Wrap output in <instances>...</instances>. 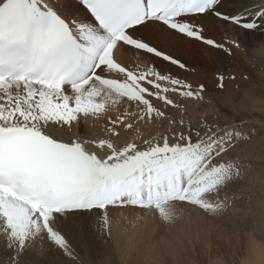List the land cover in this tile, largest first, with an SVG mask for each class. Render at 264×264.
<instances>
[{"label": "snow or ice", "instance_id": "snow-or-ice-1", "mask_svg": "<svg viewBox=\"0 0 264 264\" xmlns=\"http://www.w3.org/2000/svg\"><path fill=\"white\" fill-rule=\"evenodd\" d=\"M209 20L224 41L205 36ZM236 29L264 33V0L234 11L225 0H0V264H91L75 241L92 230L107 244L110 210L171 224L178 204L232 207L220 192L245 166L227 157L251 136L173 116L183 108L170 93L202 100L205 85L151 58L186 69L160 39L178 33L231 59ZM216 78L222 89L235 75ZM90 118L106 120L104 136L72 134ZM139 124L164 130L116 142Z\"/></svg>", "mask_w": 264, "mask_h": 264}, {"label": "rangeland", "instance_id": "rangeland-1", "mask_svg": "<svg viewBox=\"0 0 264 264\" xmlns=\"http://www.w3.org/2000/svg\"><path fill=\"white\" fill-rule=\"evenodd\" d=\"M260 2L261 0H252L253 4ZM238 30L240 42L243 41L246 51L258 50L264 45V33L250 34ZM160 38L164 39V44L172 39L173 43L179 44L183 49L182 53L188 56L189 52L186 49L189 47V41L182 34H165ZM199 51L200 54L206 52L203 49ZM126 56L128 60L136 61L135 54L128 53ZM217 61H220V58ZM253 61L252 70L250 68L245 70L240 66L246 72V76L244 75L246 83L252 87L249 92L251 98L244 101L250 106L247 111L246 108H239L241 97L245 95L244 92H241L237 97L238 100L234 102L237 108H231L226 111L228 113L224 112L219 104L209 107L207 103L218 101L202 94L204 101H194L196 104L201 101L200 108L196 112H188L181 116L193 124H198L206 118L207 121H215L223 127L227 121L236 124L244 130L246 135L251 136L248 140H241L227 157L245 166L244 178L230 183L220 192L221 198L225 196L229 198L232 207L220 215H211L198 208L178 204V218L171 224L163 222L156 212L145 213L136 208L123 211L110 210L112 236L107 244L103 243V237H99L92 230H87L75 241L81 255L90 260L91 264H238V258L241 255L237 252L235 242L237 239L249 235L253 236L256 242H264V59L261 62H258L257 58ZM187 62L191 63L190 60ZM221 62L222 68L218 67V69L220 68L225 74L233 69L227 68L225 64L228 63ZM190 65L192 68L199 67L196 64V66L188 64ZM212 69L216 68L212 66ZM253 72L254 75H252ZM235 77L240 79V73ZM189 79L187 77L188 82H193ZM193 87L198 86L193 85ZM184 101L180 100V103L186 106L188 101ZM119 111H123V107ZM137 215L142 218L136 219ZM200 217H208L214 222H203ZM204 225L206 229L202 228ZM200 227L202 229H199ZM207 229L210 233L215 229L219 235L216 237L215 232H212L213 237L209 239L211 234L207 233ZM118 232L129 233L126 240L129 243L131 241L135 243L134 247H129L124 254L120 252L121 243L116 240ZM131 234L135 235L130 236ZM124 236L127 237V234ZM214 236L215 239H213ZM2 257L3 254L0 253V258Z\"/></svg>", "mask_w": 264, "mask_h": 264}, {"label": "bare ground", "instance_id": "bare-ground-1", "mask_svg": "<svg viewBox=\"0 0 264 264\" xmlns=\"http://www.w3.org/2000/svg\"><path fill=\"white\" fill-rule=\"evenodd\" d=\"M252 4H253L252 0H225V10L226 11H234V10L239 9V8L251 6ZM206 23H207L208 27L205 30V33H204L205 36L215 38L218 42H222L226 39L224 28L219 22H213V21L209 20ZM236 31H237V29H236ZM237 32H239V30ZM186 39L189 41V47L186 49V51L189 52L188 56H185L184 55L185 53H182L183 49L179 46V44L173 43L172 39H171V41L167 40V42L165 44V46L168 48V50L171 53H173L177 58L181 59V61L183 63H185L186 69H179L177 66L168 64L167 62L157 60L154 57H152L151 59L156 60V63L159 67H162V68L167 67L172 74H178L181 78H183L185 80H187V77H188V79L191 78L193 80V82H191L193 85L198 86L199 84H204L205 90L202 94H206L209 98L218 101V102L207 103V105L209 107H211L213 104H219V105H221V108L223 109L224 112L229 111L231 108L234 109L235 108L234 102L236 101L237 97L240 96V93L244 92L245 95L243 97H241L242 98L241 100L239 99L240 100L239 108L240 107L246 108V111H247V109L250 108V106H249V104L245 103L244 101L248 98H251V96H249L250 95L249 92L252 89V87L248 83H246L245 77H244L246 72L243 71L242 68L244 67L245 70H248L247 68H250L252 70L251 66H253V64H254L253 59L257 58L258 62H261V60L264 59L263 58L264 57V45H262L260 48H258V50L254 49L253 51L249 52L252 49H250L249 51H246L245 45H243V41H241V48L237 49V48L233 47L232 48V54H233L232 58L227 59L224 57L223 52H221L220 50H217L211 46L208 47V46H206V44H203L200 41L195 40L193 38H187L186 37ZM163 40L161 39L162 42H164ZM251 40H253V39H251ZM203 45L205 47H202ZM200 49H203V51L205 50L206 52H204V54H200V51H199ZM218 58H220V61H223L224 64L228 63V64H225L227 66V68L228 67L233 68L228 73H226V75H228L229 73L234 74L236 76L239 75V73L241 75L240 79H238L237 77H235V79H225L224 87L222 89H220L217 86L219 82L216 79V74H217L218 70L221 71L220 68H222V65H223L222 62L220 63V61H217ZM123 59H124V61H127V63L129 65L136 63V61H134L132 59L128 60L126 55L124 56ZM187 60H190L191 63L187 62ZM188 64H194V65L196 64V65H199V67H197L195 65L196 67L192 68L191 65L188 66ZM212 66H214L216 69H212ZM240 66H242V68ZM218 67H220V68L218 69ZM252 75H254V72ZM256 77H258V76H256ZM254 78H255V76H254ZM191 79H189V80H191ZM238 90H240V91L238 92ZM170 95L172 96V98L174 100H177L178 102H180V100L188 101L186 106L181 104L183 111L169 108L170 113L173 116H175L177 119H180L181 116L186 115L188 112H196L200 108L201 101H204V99H202L200 102H198L196 104L194 102V101H196V99L182 98V97H179V96H177L175 94H171V93H170ZM122 107H124V106L121 105L120 108H122ZM240 110H242V109H240ZM226 113H228V112H226ZM117 114L118 113L116 111H113L112 113H110V115H112V116H115ZM184 120L186 122H188V119H184ZM105 125H106V120H93L90 118L87 125H83V124L76 125L72 130V134L73 135H85V134H87V136L89 138H91V137H102L105 135ZM165 127H166V125H165ZM160 131H163V128H153V127H149L148 125H145V124H139L137 126V128H135L131 132H121V135L116 142L118 144H123V143L131 140L133 138V136H136L138 134H143V135L147 136V134L149 132H151L152 134H156L157 132H160ZM185 206L189 207L188 205H185ZM136 209H139V208H136ZM200 220L203 222H206V223H213L214 222L213 219H208V217L207 218L200 217ZM193 224H195V223H193ZM188 227H189V225H188ZM203 227H204V229L207 228V227H205V225L202 226V228ZM212 227H214V226H212ZM202 228L200 227L199 229H202ZM215 229H216V227H215ZM215 229H214V231L212 230V232H215L216 231ZM207 230H208L207 231V233H208L209 229H207ZM212 232L211 233L209 232V233L212 235L213 234ZM125 234H127V237L124 236ZM128 234L129 233H126V232L125 233H121V232L116 233V240L118 243H121V247H119V248H120V252L122 254H124L129 247H134V244H135L133 241H131L129 243L126 240L129 237ZM134 235L135 234H131L130 236H134ZM211 235H209L210 236V237H208L209 239L210 238L212 239L213 235L212 236ZM216 235H219V233L215 232V236ZM215 236L213 239H215ZM78 238H80V237H78ZM87 240H90V239L87 238ZM235 242H236V246H237V252L241 255L238 258V264H264V242L263 241H261L259 243V242L255 241L253 236L244 235V236L240 237L239 239H237ZM2 252H3V249L0 248V253L3 254ZM158 253H159V251H158ZM156 256H158V254H156ZM159 259H161V258L159 257Z\"/></svg>", "mask_w": 264, "mask_h": 264}]
</instances>
